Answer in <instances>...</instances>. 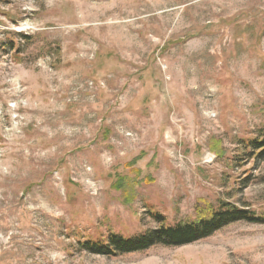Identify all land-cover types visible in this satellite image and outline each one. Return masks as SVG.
Listing matches in <instances>:
<instances>
[{
  "label": "rangeland",
  "instance_id": "obj_1",
  "mask_svg": "<svg viewBox=\"0 0 264 264\" xmlns=\"http://www.w3.org/2000/svg\"><path fill=\"white\" fill-rule=\"evenodd\" d=\"M259 138L264 0H0V264H264L243 221L111 258L77 245L155 230L150 212L264 216Z\"/></svg>",
  "mask_w": 264,
  "mask_h": 264
},
{
  "label": "trees",
  "instance_id": "obj_2",
  "mask_svg": "<svg viewBox=\"0 0 264 264\" xmlns=\"http://www.w3.org/2000/svg\"><path fill=\"white\" fill-rule=\"evenodd\" d=\"M25 39H29L25 37ZM12 50L15 49L13 42H10ZM219 142L216 143V150ZM253 149L254 153L264 156V138L251 141L246 149ZM215 149V148H214ZM217 153V151H216ZM218 154L221 152L218 151ZM256 154H249V157ZM119 186L125 187L124 179L120 177ZM129 201V199H127ZM151 218L160 226L155 230H150L141 236L125 239L118 234L111 233L107 244L95 243L92 241L77 242L78 247L92 255L103 257H115L119 255L144 252L157 245L166 247H183L197 241L206 239L220 231L224 227L236 222H247L250 224H264V216H257L255 213L239 209L229 203H221L218 210L214 209L209 216L202 214L196 222L188 224H178L177 226H167L165 217L159 213L150 212Z\"/></svg>",
  "mask_w": 264,
  "mask_h": 264
}]
</instances>
